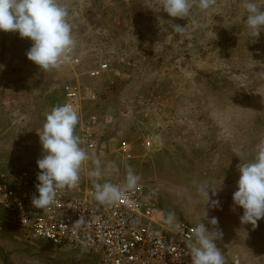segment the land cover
I'll use <instances>...</instances> for the list:
<instances>
[{
    "label": "rangeland",
    "instance_id": "1",
    "mask_svg": "<svg viewBox=\"0 0 264 264\" xmlns=\"http://www.w3.org/2000/svg\"><path fill=\"white\" fill-rule=\"evenodd\" d=\"M59 2L76 40L60 69L40 70L26 57L29 39L0 31V174L39 170L45 116L74 93L75 134L90 116L98 124L97 149L80 181L125 182L131 169L138 183L156 189L163 218L173 213L175 222L195 228L201 220L222 232L216 244L225 264H264V218L256 227L242 224L243 209L232 200L238 166L264 140V28L249 34L243 0H216L208 14L194 4L185 19L159 11L160 0ZM254 2L264 10V0ZM122 142L130 158L119 152ZM96 161L99 177L92 175ZM2 217L0 264H99L81 250L27 241ZM213 217L216 226L208 223Z\"/></svg>",
    "mask_w": 264,
    "mask_h": 264
},
{
    "label": "clouds",
    "instance_id": "2",
    "mask_svg": "<svg viewBox=\"0 0 264 264\" xmlns=\"http://www.w3.org/2000/svg\"><path fill=\"white\" fill-rule=\"evenodd\" d=\"M216 0H160L159 11L168 17L185 19L190 16L193 5L208 14ZM242 7L246 14L245 25L249 34L256 38L264 28V10L254 0H243ZM69 11L59 0H0V31L16 32L21 38L31 41L26 57L42 71L60 69L70 62L76 48ZM178 34L185 32V27L171 25ZM79 123L78 109L71 103L56 106L45 116V121L38 133L42 158L37 161L40 170L37 176L36 192L32 205L43 210L51 206L59 190L75 188L80 180L79 171L88 160L87 152L81 147L82 141L75 134ZM94 177L100 176L99 161ZM239 179L237 190L233 193L234 205L243 209L240 217L242 224L257 226L264 218V140L256 146V154L251 161H242L238 166ZM139 177L129 169L123 187L110 183L94 184V199L99 204H114L127 192L135 190ZM200 195L209 203V188H200ZM6 196L0 200L3 204ZM204 205V206H205ZM213 207L218 200L211 202ZM206 216L205 207L204 215ZM164 223L173 225L175 218L169 213ZM208 223L218 224L213 217ZM178 227V225H177ZM195 243L190 246L191 264H225V259L216 241L222 238L219 230L209 231L201 222L194 228Z\"/></svg>",
    "mask_w": 264,
    "mask_h": 264
},
{
    "label": "built area",
    "instance_id": "3",
    "mask_svg": "<svg viewBox=\"0 0 264 264\" xmlns=\"http://www.w3.org/2000/svg\"><path fill=\"white\" fill-rule=\"evenodd\" d=\"M67 97L74 105L77 96L69 92ZM86 97L89 101L96 98L92 92ZM97 127L95 116L82 125L81 147L88 157L97 149ZM119 152L127 158L131 156L124 142ZM39 171L0 174V200L6 196L0 204V215L25 240L45 242L70 252L81 250L93 255L99 264H191L194 227L179 221L171 226L165 224L157 206L156 189L138 183L121 200L102 205L94 199V184L123 187L125 182L79 180L75 188L59 190L55 202L40 210L31 203L38 195Z\"/></svg>",
    "mask_w": 264,
    "mask_h": 264
},
{
    "label": "crops",
    "instance_id": "4",
    "mask_svg": "<svg viewBox=\"0 0 264 264\" xmlns=\"http://www.w3.org/2000/svg\"><path fill=\"white\" fill-rule=\"evenodd\" d=\"M15 231H16L18 234H20V232H19L18 230L15 229ZM13 245H14V244H13ZM14 246H15V245H14ZM11 259H12V258H11Z\"/></svg>",
    "mask_w": 264,
    "mask_h": 264
}]
</instances>
